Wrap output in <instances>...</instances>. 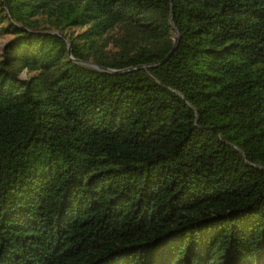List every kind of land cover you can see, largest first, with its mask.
I'll list each match as a JSON object with an SVG mask.
<instances>
[{"label":"trees","instance_id":"trees-1","mask_svg":"<svg viewBox=\"0 0 264 264\" xmlns=\"http://www.w3.org/2000/svg\"><path fill=\"white\" fill-rule=\"evenodd\" d=\"M7 33L0 264H264V0H0Z\"/></svg>","mask_w":264,"mask_h":264},{"label":"water","instance_id":"water-1","mask_svg":"<svg viewBox=\"0 0 264 264\" xmlns=\"http://www.w3.org/2000/svg\"><path fill=\"white\" fill-rule=\"evenodd\" d=\"M172 26H173V23H172ZM175 43H176V36L174 37V45L172 47V49L169 51V53L161 60V61H164L173 51L174 47H175ZM68 50L70 51V44L68 42ZM90 64L96 66L97 68L105 71V72H125L127 70H131L135 67H126V68H122V69H112V68H109V67H104V66H100V65H97L93 62H89ZM143 67H146V65H142ZM137 67H141V66H137Z\"/></svg>","mask_w":264,"mask_h":264},{"label":"rangeland","instance_id":"rangeland-1","mask_svg":"<svg viewBox=\"0 0 264 264\" xmlns=\"http://www.w3.org/2000/svg\"><path fill=\"white\" fill-rule=\"evenodd\" d=\"M11 36L10 33L5 34L3 37L0 38V41H5L6 39H8Z\"/></svg>","mask_w":264,"mask_h":264}]
</instances>
